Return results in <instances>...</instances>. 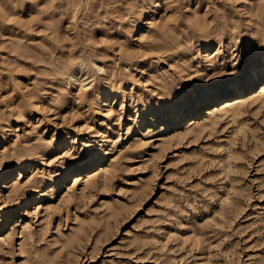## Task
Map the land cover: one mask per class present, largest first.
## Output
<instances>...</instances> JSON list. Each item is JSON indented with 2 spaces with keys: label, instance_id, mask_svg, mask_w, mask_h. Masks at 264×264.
Returning <instances> with one entry per match:
<instances>
[{
  "label": "rangeland",
  "instance_id": "374dc122",
  "mask_svg": "<svg viewBox=\"0 0 264 264\" xmlns=\"http://www.w3.org/2000/svg\"><path fill=\"white\" fill-rule=\"evenodd\" d=\"M263 56L264 0H0V264H264L260 86L173 119Z\"/></svg>",
  "mask_w": 264,
  "mask_h": 264
},
{
  "label": "bare ground",
  "instance_id": "6f19581e",
  "mask_svg": "<svg viewBox=\"0 0 264 264\" xmlns=\"http://www.w3.org/2000/svg\"><path fill=\"white\" fill-rule=\"evenodd\" d=\"M79 70H80L79 68L75 69L74 73L77 75L79 73ZM255 83H257L258 86H260L259 91H261V93L264 94V56L261 58V62L259 63L257 62V64L249 70V73L247 74L246 78L242 81V83L240 84L232 83L230 88L224 91H209L206 93V95L201 96L195 104H192L189 106H184V105L179 104V106H176L174 108L173 119L175 121L180 120L181 117L190 119L195 113H198L197 111H200V108L198 105L206 106L205 107L206 110L208 112H211L210 108L212 107L210 106L216 107L217 106L216 104H220L223 98L225 97L230 98L229 96L231 94H240V96H243L246 93V91ZM225 104L231 105L232 103L230 99H226ZM11 170L5 171L2 175L7 177L8 175L11 174ZM29 200L31 199L28 198L23 201H19L16 204H18V206L20 204L24 205L28 203ZM13 210L14 209H12L11 211ZM11 211L9 213H11ZM5 214L8 216V213H5Z\"/></svg>",
  "mask_w": 264,
  "mask_h": 264
}]
</instances>
